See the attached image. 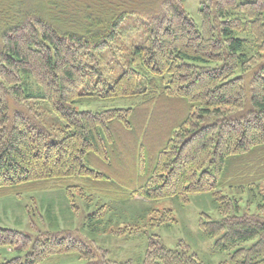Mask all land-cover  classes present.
Instances as JSON below:
<instances>
[{
    "label": "trees",
    "instance_id": "obj_1",
    "mask_svg": "<svg viewBox=\"0 0 264 264\" xmlns=\"http://www.w3.org/2000/svg\"><path fill=\"white\" fill-rule=\"evenodd\" d=\"M199 12L197 24L181 0L3 3L0 193L64 185L73 199L81 183L117 195L127 183L129 195L150 199L213 192L221 217L203 213L199 227L214 250L227 252L232 264H264V189L260 215L242 212L241 199L221 190L253 189L264 179V0H204ZM131 14L146 17V43L133 48L127 65L117 60L107 72V55L117 53L114 43ZM86 99L129 104L78 108ZM34 105L65 125L63 138ZM100 210L84 224L91 235L107 232ZM126 227L134 236L141 228ZM82 228L56 231L41 244L0 228V247L21 253L31 246L24 259L0 264L67 254L87 264H132L110 263L107 248ZM144 236L139 264H202L182 241L172 249Z\"/></svg>",
    "mask_w": 264,
    "mask_h": 264
},
{
    "label": "rangeland",
    "instance_id": "obj_2",
    "mask_svg": "<svg viewBox=\"0 0 264 264\" xmlns=\"http://www.w3.org/2000/svg\"><path fill=\"white\" fill-rule=\"evenodd\" d=\"M77 1L86 3L91 0H62V3L65 2L71 8L72 4ZM203 1L181 0L184 10L197 24L201 23L199 10ZM9 2L10 0H0V6ZM137 3L139 4V2ZM145 18L140 14H131L123 22L119 38L113 46L117 53L109 55V52L107 55L106 62L112 66L110 68L108 64L105 67L107 72L112 70L113 64L117 60H123L127 65L128 56L133 48L146 43L148 25ZM254 45L253 40L252 53L256 52ZM128 104L129 102L125 101L86 99L78 108L101 110L125 107ZM34 111L40 115V120L55 137L63 138L65 136V125L57 119L51 110L44 105H34ZM83 185L81 183L75 188L73 199L66 193L64 185H49L37 190L23 188L1 192L0 228L18 230L28 235L32 242L36 243L38 240L41 244L56 231L62 233L63 230L82 228L84 224L86 226L87 216L101 208L100 212L107 220V232L91 235L85 226L82 230L83 235H89L97 240L99 244L97 243L96 246L107 248L110 263L130 259L132 264H139L145 253L146 239L144 235L151 234L158 236L162 243L172 249L177 248L181 241L184 242L189 252L196 254L202 264H232L228 260V253L215 251L214 239L199 227V219L203 213L208 214L214 220L221 217L213 192L190 195L187 201H183L175 197L150 199L139 194L131 196L129 195L131 189L127 183L114 190L118 195L95 191L94 186L89 184ZM255 187L253 189L246 187L245 191L240 188L231 189L228 187H223L221 190L228 196H236L241 199L242 212L260 215L258 209L259 190L264 189V179ZM261 215L264 214L261 213ZM162 220L166 221L161 222ZM130 224H138L141 227L137 230L138 233H135L136 236L129 233L128 227L124 230V227ZM80 232L82 233V231ZM30 250L31 246L27 250L17 253L10 247H0V263L17 256L24 259ZM40 264H87V261L78 258L77 255L67 254L48 256Z\"/></svg>",
    "mask_w": 264,
    "mask_h": 264
}]
</instances>
